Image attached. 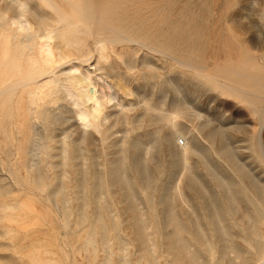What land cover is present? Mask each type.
<instances>
[{
	"label": "rangeland",
	"instance_id": "obj_1",
	"mask_svg": "<svg viewBox=\"0 0 264 264\" xmlns=\"http://www.w3.org/2000/svg\"><path fill=\"white\" fill-rule=\"evenodd\" d=\"M73 2L0 0V264H264V0Z\"/></svg>",
	"mask_w": 264,
	"mask_h": 264
},
{
	"label": "bare ground",
	"instance_id": "obj_2",
	"mask_svg": "<svg viewBox=\"0 0 264 264\" xmlns=\"http://www.w3.org/2000/svg\"><path fill=\"white\" fill-rule=\"evenodd\" d=\"M56 4H58L59 5V11L61 10V9H63V11H64V16L66 17V19H65V17L64 16H62L61 17V19L62 20H66L67 22H65V24L64 25H70V23H72L71 22V20L69 21V20H67L68 19V17L66 16L67 14H71V15H75V16H78L79 18L80 17H85V15H86V12L85 11H81V12H75V11H73L72 10V8L71 9H68V8H65V6H66V4H68V5H70V7H76V5H75V3L73 2V0H53ZM77 1V0H76ZM49 2V1H48ZM52 2V1H51ZM50 3V2H49ZM53 4V3H52ZM80 4H81V2H80ZM7 6V5H6ZM56 6V5H55ZM14 7H16V6H14ZM22 7V6H21ZM52 7H53V5H52ZM5 8H7V7H5ZM13 8V7H12ZM10 9V8H9ZM57 9V8H56ZM1 11H3V10H1ZM6 11V10H5ZM4 13V12H3ZM25 13V12H24ZM22 11H20V15H22V14H24ZM63 14V13H62ZM71 15H70V17H71ZM9 16V15H8ZM91 16V15H90ZM59 18V17H58ZM60 19V18H59ZM72 19H74L73 17H72ZM81 19V18H80ZM76 20V19H75ZM35 21V20H34ZM77 21V20H76ZM76 21H74L73 23H77ZM79 21V20H78ZM98 21V20H97ZM37 22V21H36ZM60 22V21H59ZM100 23H102V22H100ZM38 24V23H37ZM43 24V23H42ZM63 24V23H62ZM106 24V23H105ZM40 25V24H39ZM72 25V24H71ZM109 25V24H108ZM107 25V27H109V29L111 30V28H110V26H108ZM47 26V25H46ZM73 26V25H72ZM53 27V25L51 26V28ZM60 27V26H59ZM41 29H42V27H40ZM46 28H48V27H46ZM45 28V29H46ZM55 28H57L56 27V25H55ZM73 28V27H72ZM78 29H79V27H77ZM49 29H50V26H49ZM82 29V28H81ZM64 30V29H63ZM70 30V29H69ZM72 31H74L75 30V28H74V30L73 29H71ZM50 31V30H49ZM58 31H60L59 30V28H58ZM66 31V30H65ZM77 31V30H76ZM52 32V31H51ZM45 33H46V35L47 34H49L50 32H46L45 31ZM55 33V32H54ZM54 33H52V34H54ZM80 33H82V32H80ZM12 34V33H11ZM15 34V33H14ZM55 34H57V32L55 33ZM58 34H60L59 32H58ZM83 34H84V32H83ZM61 35V34H60ZM42 36H44V35H42ZM54 36V35H53ZM14 37V36H13ZM49 37V36H48ZM16 38H17V36H16ZM50 38V37H49ZM125 38V37H124ZM17 40L19 41L20 39H18L17 38ZM33 40V39H32ZM132 41H133V39H131ZM23 41H24V39H23ZM28 41V40H27ZM27 41H25V42H27ZM31 41V40H30ZM68 41V40H67ZM71 41V40H70ZM69 41V42H70ZM75 41V40H74ZM66 42V41H65ZM97 42V41H96ZM134 42V41H133ZM20 43V42H19ZM21 43L23 44V42H22V40H21ZM20 43V44H21ZM68 43V42H67ZM66 43V44H67ZM73 43V42H72ZM71 43V44H72ZM76 43V42H75ZM78 43V42H77ZM76 43V44H77ZM11 44V43H10ZM22 44H21V46H22ZM25 44H27V43H25ZM24 44V45H25ZM69 44V43H68ZM79 44V43H78ZM80 44H82V43H80ZM83 44H84V42H83ZM28 45L29 44H27V47H28ZM14 45H12L11 44V46L10 47H13ZM17 46V45H16ZM80 46V45H79ZM82 46V45H81ZM30 47V46H29ZM84 47V46H83ZM15 48H17V47H15ZM13 49L14 51L16 50V49ZM21 47H19L18 49H20ZM22 48L23 49H28V48H26V47H23L22 46ZM8 49V48H7ZM29 49H31V48H29ZM22 50V49H21ZM19 51V50H18ZM17 51V52H18ZM23 51V50H22ZM28 51V50H27ZM26 51V52H27ZM16 53V52H15ZM22 53V52H21ZM10 53H8V55H9ZM13 54V53H12ZM23 54V53H22ZM25 55H28V54H25ZM82 55H85V54H82ZM12 56V55H11ZM10 56V57H11ZM14 56V55H13ZM16 56V55H15ZM24 56V55H23ZM34 56V55H33ZM20 57V56H19ZM25 57V56H24ZM35 57V56H34ZM84 57H86V56H84ZM9 59V58H8ZM26 59V58H25ZM25 59H23V60H25ZM31 59V58H30ZM35 58H33V59H31V60H34ZM10 60H12V59H10ZM14 60H16V59H14ZM18 60V59H17ZM36 60V59H35ZM35 60L33 61V62H35ZM30 61V60H29ZM14 62V61H13ZM22 62V61H21ZM32 62V63H33ZM28 63V62H27ZM32 63H30V64H32ZM14 64V63H13ZM25 64V63H24ZM23 64V65H24ZM17 65V64H16ZM15 65V66H16ZM27 65V64H26ZM25 65V66H26ZM21 66V65H20ZM19 66V67H20ZM29 66V65H28ZM30 67V66H29ZM21 69L23 68V66L22 67H20ZM23 70V69H22ZM20 71V70H19ZM33 71V70H32ZM13 72V71H12ZM15 72V71H14ZM17 72V71H16ZM21 72V71H20ZM22 74V73H21ZM3 75V74H2ZM7 75V74H6ZM10 75H12V74H10ZM5 76V75H4ZM247 76V75H246ZM249 76V75H248ZM15 77V76H14ZM251 77H252V75H251ZM2 78V77H1ZM252 78H254V77H252ZM217 80V79H216ZM219 81V80H218ZM219 82H221V81H219ZM48 84V83H47ZM230 84V83H229ZM239 85V84H238ZM45 86H46V83H45ZM51 86V85H50ZM230 86V85H229ZM40 88H41V86H40ZM44 88V87H43ZM53 88V87H52ZM52 88H51V90H52ZM55 88V87H54ZM53 88V89H54ZM242 87H240V89L238 88L237 90H242L241 89ZM246 88V87H245ZM45 89V88H44ZM43 89V90H44ZM233 89V88H232ZM246 89H248V88H246ZM246 89H243V90H245V93H247V94H251V95H253L254 94V90L252 91L251 90V88H249L248 90H246ZM51 90H50V92H51ZM237 90H236V92H237ZM243 90L241 91V92H243ZM47 90L45 89V92H43L44 94L45 93H48L49 91H47ZM53 91V90H52ZM232 91H234V90H232ZM49 92V93H50ZM56 92V91H55ZM255 93H257V92H255ZM35 94V93H34ZM41 94V93H40ZM51 94H53V93H50V95ZM244 94V93H243ZM45 96V95H44ZM244 96H245V94H244ZM257 96H260V97H262V98H264V95H259L258 93H257ZM58 98V97H57ZM259 98V97H258ZM261 99V98H260ZM259 100V99H258ZM262 100V99H261ZM251 102V101H250ZM251 104V103H250ZM251 105H254L253 104V101H252V104ZM255 107V106H254ZM256 109V108H255ZM44 112V111H43ZM261 112V111H260ZM85 113V112H84ZM87 114V113H86ZM41 115V114H40ZM43 115H44V113H43ZM82 116L84 115V114H81ZM85 116V115H84ZM83 116V117H84ZM172 116H173V114H172ZM46 117V116H45ZM170 119H171V117H170ZM169 119V120H170ZM166 120H168V118L166 119ZM173 120V119H172ZM172 120H171V122H172ZM85 132V131H84ZM83 132V133H84ZM66 132H64V134H65ZM67 133H69V132H67ZM85 134V133H84ZM67 135V134H66ZM64 136V135H63ZM68 136V135H67ZM179 136V135H178ZM259 138H260V135L258 134V136H257V139H258V141H259ZM261 141V140H260ZM259 141V142H260ZM258 142V143H259ZM187 145V144H186ZM186 145H184V149H186L185 148V146ZM183 149V150H184ZM147 152H148V150H147ZM63 158H65L64 156H63ZM181 158L183 159V161H184V165L187 167L189 164V160H188V154H187V152L186 151H183L182 153H181ZM184 167V166H183ZM188 168V167H187ZM191 179V178H190ZM187 180H189V178L187 179ZM187 180H186V182H187ZM194 180V179H193ZM192 180V181H193ZM186 182H185V185H186ZM193 184V183H192ZM191 185V182L188 184V186H190ZM192 187L194 186V184L193 185H191ZM178 187L179 186H175V188H177L178 189ZM187 188V187H186ZM181 191V190H180ZM194 194H196V196H197V194H199V191L195 188V186H194V189H193V191H192ZM231 196H232V194H231ZM230 196V197H231ZM260 196V195H259ZM232 197H234V196H232ZM236 198V197H235ZM259 199V198H258ZM229 200H231V199H229ZM236 200V199H235ZM234 200V201H235ZM232 202H233V200H232ZM236 202H237V200H236ZM236 202H234V203H236ZM208 204V205H207ZM223 204V203H222ZM239 204V203H238ZM238 204H236V205H238ZM210 205H213V206H216L215 205V203L210 199L209 200V202H207L206 203V207L208 206H210ZM231 205V207L233 206V205H235V204H233L232 205V203L230 204ZM220 206V205H219ZM225 206V205H224ZM212 207V206H211ZM238 208H240L239 206H237ZM215 208V207H214ZM223 208V207H222ZM234 209H235V207H234ZM237 210V209H236ZM193 211V210H192ZM195 212V210L193 211V213ZM236 212V211H235ZM246 213H247V211H245ZM245 212H243V213H245ZM195 213H197V212H195ZM194 213V215H195V218H194V220H192V221H188V222H190V224H189V227H190V230L192 231V233H193V235H194V237H196L195 239H196V241L197 242H200L201 244H205V245H207L208 246V248L210 249V251L212 250L211 248H212V245H211V243H210V241H209V239L207 238L208 237V235L206 234V232H205V230L203 229V227H202V225L200 224V219H198L199 217H197V215ZM236 214H238V213H236ZM244 215V214H243ZM207 216H208V218L210 219V224L211 225H214V232L216 233V230L218 231L219 230V232H223L224 234H226V233H228L227 231H228V229H226V226L224 225V223H222V219L220 218L221 216H220V214H219V212H218V210H217V208H215L214 210H212V211H208V213H207ZM236 216V215H235ZM241 216V215H240ZM246 218H247V216H245ZM248 217H249V213H248ZM189 218H191V217H189ZM188 218V219H189ZM244 218V217H243ZM245 218V219H246ZM251 218V216L249 217V219ZM172 232H171V237H173L174 239H172V240H170V241H173V242H170V243H172L170 246L169 245H167V244H169V243H167L166 245L167 246H169V248L168 249H171V248H173V247H175V250L177 251V255H180V253H181V250L182 251H185L184 249H187L188 251L190 250V249H188V246L186 245V242L183 240V238H182V232L183 231H186L187 230V227L181 222V221H179V219L177 218V216L175 215V214H172ZM192 219V218H191ZM247 220V219H246ZM257 220V219H256ZM186 222V221H185ZM224 222V221H223ZM247 222H249V221H247ZM252 222V221H251ZM254 222H256V223H258L257 221H254ZM170 224V223H169ZM187 224V223H186ZM188 224H187V226H188ZM254 224V223H253ZM258 227V226H257ZM257 227H256V229H257ZM249 228V227H248ZM251 228V227H250ZM253 228H255L254 226H252V228L251 229H253ZM259 230V229H258ZM249 231H250V233H252L251 232V230L249 229ZM253 232H255V230H252ZM213 232V231H212ZM212 232H211V234H212ZM218 232V233H219ZM257 232H259V231H257ZM191 233V232H190ZM229 233H230V231H229ZM254 234H256V233H254ZM253 234V235H254ZM232 234L230 233V236H231ZM252 235V234H251ZM256 236H257V234H256ZM202 237H204V238H206V241L205 242H203V240H202ZM230 239V238H229ZM219 240V239H218ZM217 240V241H218ZM222 244H223V242H221ZM221 243H220V245H221ZM231 243V241L229 242V241H225L224 242V244H223V248H222V245H221V248H222V253L223 254H226L225 252H229V251H233L234 249H233V246L230 244ZM200 244V245H201ZM174 245V246H173ZM219 245V246H220ZM176 247L178 248V249H176ZM166 248V249H167ZM235 248V247H234ZM168 249H167V251H168ZM208 249V250H209ZM174 250V249H173ZM209 251V252H210ZM189 252H191V251H189ZM234 252V251H233ZM169 253V252H168ZM172 253V252H171ZM171 253H170V255H171ZM183 253H185V252H182L181 254H183ZM211 253V252H210ZM223 254H221L222 255V257H223ZM175 255V254H174ZM173 255V256H174ZM236 256H237V254H236ZM180 257V256H179ZM182 257V256H181ZM183 257H185V256H183ZM181 258V259H184V258ZM156 258V257H155ZM174 258V257H173ZM187 258H189V257H187ZM154 259V258H153ZM153 259H151V260H153ZM157 259V258H156ZM221 259V258H220ZM219 259V260H220ZM173 260V259H172ZM174 260H175V258H174ZM177 260V259H176ZM188 260V259H187ZM240 260V259H239ZM155 261V260H154ZM190 261H191V264H202V262L200 261V259H199V256H198V254L196 253V252H192V254H190ZM220 261H224V260H220ZM262 262H263V260H261ZM178 262V261H177ZM155 263V262H154ZM175 263V262H174ZM189 263V262H188ZM220 263V262H219ZM219 263H217V264H219Z\"/></svg>",
	"mask_w": 264,
	"mask_h": 264
}]
</instances>
